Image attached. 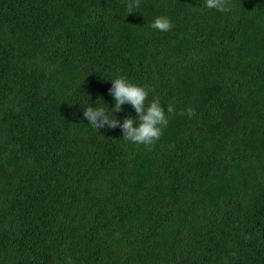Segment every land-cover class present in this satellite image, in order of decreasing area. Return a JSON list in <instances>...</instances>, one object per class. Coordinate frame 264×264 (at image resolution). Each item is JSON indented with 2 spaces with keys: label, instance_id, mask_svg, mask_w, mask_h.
I'll use <instances>...</instances> for the list:
<instances>
[{
  "label": "trees",
  "instance_id": "trees-1",
  "mask_svg": "<svg viewBox=\"0 0 264 264\" xmlns=\"http://www.w3.org/2000/svg\"><path fill=\"white\" fill-rule=\"evenodd\" d=\"M127 4L0 0V264H264V0ZM119 77L165 108L152 146L84 118L137 119Z\"/></svg>",
  "mask_w": 264,
  "mask_h": 264
},
{
  "label": "clouds",
  "instance_id": "clouds-1",
  "mask_svg": "<svg viewBox=\"0 0 264 264\" xmlns=\"http://www.w3.org/2000/svg\"><path fill=\"white\" fill-rule=\"evenodd\" d=\"M229 5L230 0H205L204 6L224 13L231 11ZM139 6L140 0H128V15L135 13V9H138ZM150 27L160 32H167L172 29L173 25L168 17L160 16L151 22ZM111 82L112 88L109 89V94L115 101V107L111 109L112 112H121L124 105L130 104L137 114V119L126 117L121 124L117 119H110L104 108L92 106L84 110V118L90 122V126L97 129L105 127L110 129L121 128L123 140L125 141L145 146L154 145L163 135V130L169 123L168 115L165 112V108L161 105L159 97H154L149 101L151 89L135 85L124 77L116 78ZM167 113H174V108L171 104L167 106ZM185 114L191 118L194 115V109L189 107L186 112L182 111L179 113V115ZM69 264H71L70 259Z\"/></svg>",
  "mask_w": 264,
  "mask_h": 264
}]
</instances>
